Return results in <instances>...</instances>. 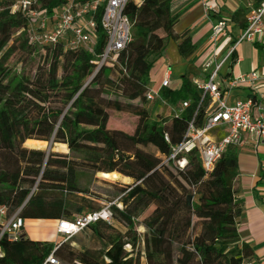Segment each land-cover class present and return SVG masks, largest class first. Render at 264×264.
Wrapping results in <instances>:
<instances>
[{
  "label": "trees",
  "instance_id": "trees-1",
  "mask_svg": "<svg viewBox=\"0 0 264 264\" xmlns=\"http://www.w3.org/2000/svg\"><path fill=\"white\" fill-rule=\"evenodd\" d=\"M15 1L0 0V205L9 214L18 211L25 222L58 221L102 208L84 211L80 205L72 210L68 194L87 193L78 181L80 168L119 173L136 183L118 186L122 207L109 204L111 221L123 231L103 220L87 227L102 247L78 249L62 239L39 241L21 234L8 241L3 236L0 264H255V252L240 241L236 226L242 211L235 199L237 147L229 146L211 172L204 170L196 150L171 157L195 111L201 122L208 100L199 105L201 91L185 73L178 88L160 90L170 107L189 100L181 114L152 119L143 106L149 70L167 42L179 39L183 58L196 49L188 30L180 37L174 30L192 3L127 0L123 11L132 22L131 40L114 62L94 73V54L105 44L100 27L94 54L87 48L69 49L64 40L37 47L27 41V14L12 10ZM67 2L40 0L39 8L51 16ZM245 11L238 8L232 14L240 29L246 27ZM16 43L24 60L35 47L46 50L45 67L32 75L13 72L8 61L18 50ZM110 111L135 116L133 131L109 128ZM29 139L65 144L68 152L29 148L24 145ZM181 160L182 167L177 165ZM150 205L154 208L140 234L137 217ZM142 244L147 249L143 262ZM49 255L55 263L46 260Z\"/></svg>",
  "mask_w": 264,
  "mask_h": 264
},
{
  "label": "built area",
  "instance_id": "built-area-1",
  "mask_svg": "<svg viewBox=\"0 0 264 264\" xmlns=\"http://www.w3.org/2000/svg\"><path fill=\"white\" fill-rule=\"evenodd\" d=\"M40 0H16L12 10H20L28 16L27 41L40 47L54 45L64 40L69 49L87 48L94 54L96 29L100 27L105 34V44L100 54H94L96 68L111 64L118 53L131 40L132 22L123 9L127 0H68L56 13L51 16L39 8ZM204 15L208 18L215 3L211 0H201ZM102 10L99 13V8ZM227 22L216 19L211 22L210 41L212 49L203 64V77L192 78V83L201 91V102L208 100L205 114L197 123L194 112L188 122L182 142L173 149L171 157L177 153L196 150L206 172H211L229 146H240L244 136L250 137L253 149L258 148L264 137V61L249 72L235 77L219 79V71L225 61L232 56L236 47L243 41L264 46V0H257L248 6L246 27L233 39L219 41L220 35ZM221 46V47H220ZM224 50V53H222ZM171 68L166 66L157 88L147 87L144 96L148 100H160V90L170 87ZM245 85L250 89V95L238 99L234 103L227 102L228 92ZM166 103V102H165ZM167 104V103H166ZM189 106V100L182 101L178 107H170L172 114L179 115ZM225 127V134L218 140H212L210 133L218 126ZM182 167L185 160L178 162ZM109 205L100 210L79 214L70 219H59L56 223V233L66 241L82 230L103 220L111 222ZM24 219L18 211L11 214L5 205H0V238L16 241L22 234ZM56 262L49 255L46 259Z\"/></svg>",
  "mask_w": 264,
  "mask_h": 264
},
{
  "label": "crops",
  "instance_id": "crops-1",
  "mask_svg": "<svg viewBox=\"0 0 264 264\" xmlns=\"http://www.w3.org/2000/svg\"><path fill=\"white\" fill-rule=\"evenodd\" d=\"M180 3L185 2L186 4H191V7L181 16L178 22L174 26L175 33L178 37H180L186 30H188V34L191 35L193 42L196 45V49L194 53L190 56L191 59L195 58L197 55H202L204 60L207 59L209 56L212 43L210 41V32H211V22H214L216 19H222L227 22V26L223 33L220 35L221 42H223L226 38L230 40L237 37L239 33L243 30L236 26L234 20L232 19V14L238 8H245V16L248 10V6L255 2L256 0H211L215 3L213 10L210 12L209 17L207 18L202 9L201 0H176ZM206 21L205 29L209 31L206 35L204 41H202V37L198 34H194V28L199 26L200 21ZM246 21V19H245ZM182 23V24H181ZM179 25V31L176 30V27ZM233 28L237 31L236 36L232 37L229 31ZM234 34V33H233ZM179 39L173 40L171 39L172 48L175 53V57L169 58L165 51L162 53L160 59L162 60V65L158 72L152 76L154 77L157 82L153 83L152 85H147V87L157 88L159 86L160 80L162 78L163 70L166 66H170L171 68V81H170V88L176 89L172 86V80L175 78L174 71L172 70L171 65L176 63L181 56L178 54L177 51V44ZM239 46V45H238ZM238 46L235 49L234 57L233 55L230 56L225 63L222 65L219 76L220 80L227 77H235L239 74L249 72L252 68L257 66L261 63L259 62V58H256L252 64L251 69L249 71H241L239 68L235 69L236 66L242 62V58L239 56L238 53ZM254 47L258 49H263V45L256 46L253 44ZM221 47V46H220ZM224 50H222V53ZM205 62V61H204ZM228 63V64H227ZM227 66L225 69L224 67ZM190 71H187L189 74ZM200 72V73H199ZM202 72V74H201ZM203 67H201L197 74L190 75V78H202L203 77ZM197 75V76H196ZM202 75V76H201ZM181 84V80L179 82V86ZM261 91H264V86L261 87ZM250 95V89L245 85H239L228 92L227 95V102L229 104L234 103L238 99H245ZM261 105L264 107V98L261 100ZM225 134V127L223 125L218 126L210 133V138L212 140H218L223 137ZM244 140L240 146H237L238 149V168H239V175L236 178L235 183V199L239 200L242 204V211L236 218V226L239 233L240 241H244L248 243L254 250L256 255V262L255 264H264V137L261 140L258 148L253 149V146L250 143V137L244 136ZM28 141L34 140H26L24 145L29 148H37L27 144ZM61 146H66L65 144H60ZM56 151V150H54ZM59 152H66L65 150H59ZM262 154V157H260ZM30 222L39 223L37 225L29 224ZM56 220L53 221H42V220H27L25 225L22 229V234L28 238L27 233L31 229H37L40 232H44L45 230L49 229L55 232L56 242L61 239L60 236L56 233Z\"/></svg>",
  "mask_w": 264,
  "mask_h": 264
},
{
  "label": "rangeland",
  "instance_id": "rangeland-1",
  "mask_svg": "<svg viewBox=\"0 0 264 264\" xmlns=\"http://www.w3.org/2000/svg\"><path fill=\"white\" fill-rule=\"evenodd\" d=\"M178 2V1H177ZM184 4V3H183ZM206 21H200L199 26L194 28L193 33L198 34L199 36L202 37V41L205 40L206 35L209 31L205 29ZM182 24V23H181ZM179 25L176 27V30L179 31ZM232 37L236 36L237 31L231 28L229 31ZM234 33V34H233ZM20 34V31L15 33V36H18ZM210 34V33H209ZM221 36L219 38V41L221 42ZM171 43V39L167 42L166 48H165V54L171 58L175 57V51H173ZM15 47L18 48L16 53L9 59L8 61V66L11 68V70L17 74L24 73L26 75H32L35 71L36 68L38 67H45L46 61L44 60L45 58V52L46 50L40 49V48H33L32 54L30 57H28L27 60H24L21 58L22 50L20 49V45L16 43ZM238 53L239 56L242 58V62L239 63L235 69L239 68L241 71H249L251 69V64L252 62L256 59L259 58V62L261 63L264 61V47L263 49H258L253 46V44L248 43L246 41H243L239 44L238 46ZM178 56V55H177ZM205 57L201 55L195 56V58L191 59L189 58H183L181 57L176 63H173L171 65L172 70L174 71V76L172 80V86L175 88L179 87V82L181 80V77L183 74L189 72V75L197 74V71L203 67ZM228 64V63H227ZM162 65V60L159 58L155 59L151 65V68L149 70V80L147 85H152L153 83L157 82V80L152 77L154 76L158 70L160 69ZM227 66L224 67V69ZM200 73V72H199ZM202 74V72H201ZM197 76V75H196ZM202 76V75H201ZM145 97V96H144ZM145 103L144 107L147 110L148 115L152 119H158L163 116H168L172 114L171 108L168 104H166L163 101L160 100H148L145 97ZM135 104H138V101H134ZM110 119L108 122V127L109 128H116V129H122L128 133H131L134 129V125L136 123V117L133 116L132 114L128 112H114L110 111ZM39 141H28L27 144L41 148L43 150H46V152L49 151H59V150H65L68 152L66 146H61L59 143H53L52 141H42L41 144H37ZM147 150L150 152L156 153L154 147L148 146L146 147ZM260 157H262V154H260ZM178 166L179 163H177ZM105 174L107 173H101V172H96L92 173L88 170L85 169H78V181L80 184V187L82 189L87 190V193L85 195H82V193L78 194H68V199L70 200V204L72 206V210L75 206H80L83 205L85 206L84 211H89V210H94L98 209L101 207H104L109 204L116 203V206L122 207L121 203L118 202V186H122L124 184H129L125 185L127 187H131L136 183V180L131 179L129 177H125L121 174L118 175L117 178L109 177L106 176ZM86 198V201L80 199V198ZM154 208V205L148 206L144 211L140 213V215L137 217V230L140 234L144 232V228L142 227V222L145 218H147L152 210ZM193 221L195 219L193 218ZM112 225L115 226L117 229L123 231V226L118 224L115 221H111ZM32 226L33 224L39 226V223L35 222H30ZM102 231L104 229V226H100L99 228ZM27 236L29 239L32 240H39V241H48V242H54L56 239V234L52 230H45L44 232H40L38 229L37 231L35 229L29 230L27 233ZM58 240H60L58 238ZM68 242H71V244L78 249H84V248H98L103 246V242L96 239L92 233L91 230L88 228H85L82 230L80 233L75 235L74 237L66 240ZM126 248L129 249L130 246L126 245ZM138 250H141V256H142V262L145 259L146 256V248L143 247V244L138 247Z\"/></svg>",
  "mask_w": 264,
  "mask_h": 264
},
{
  "label": "bare ground",
  "instance_id": "bare-ground-1",
  "mask_svg": "<svg viewBox=\"0 0 264 264\" xmlns=\"http://www.w3.org/2000/svg\"><path fill=\"white\" fill-rule=\"evenodd\" d=\"M105 175H106V176H109V177L117 178L119 174L113 172L112 174H108V173H107V174H105Z\"/></svg>",
  "mask_w": 264,
  "mask_h": 264
}]
</instances>
